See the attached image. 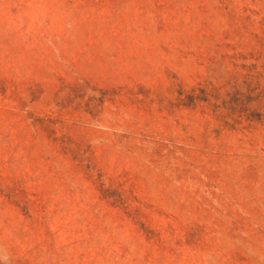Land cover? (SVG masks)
<instances>
[{
    "label": "rangeland",
    "instance_id": "374dc122",
    "mask_svg": "<svg viewBox=\"0 0 264 264\" xmlns=\"http://www.w3.org/2000/svg\"><path fill=\"white\" fill-rule=\"evenodd\" d=\"M0 264H264V0H0Z\"/></svg>",
    "mask_w": 264,
    "mask_h": 264
},
{
    "label": "trees",
    "instance_id": "16d2710c",
    "mask_svg": "<svg viewBox=\"0 0 264 264\" xmlns=\"http://www.w3.org/2000/svg\"><path fill=\"white\" fill-rule=\"evenodd\" d=\"M79 88H82V86H80ZM49 123H52L51 120H46L44 118H35L33 125L36 127L37 131H39V127L40 129H42V131H50L52 135H54L52 140L56 144L57 148L63 154L73 155L75 158H77L81 154V144H76L71 137H68L66 135L56 136Z\"/></svg>",
    "mask_w": 264,
    "mask_h": 264
}]
</instances>
